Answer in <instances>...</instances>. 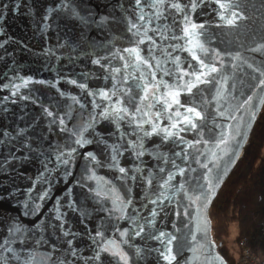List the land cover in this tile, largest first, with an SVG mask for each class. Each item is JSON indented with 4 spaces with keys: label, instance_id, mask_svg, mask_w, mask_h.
<instances>
[{
    "label": "water",
    "instance_id": "obj_1",
    "mask_svg": "<svg viewBox=\"0 0 264 264\" xmlns=\"http://www.w3.org/2000/svg\"><path fill=\"white\" fill-rule=\"evenodd\" d=\"M196 2L198 6L194 11L190 7L191 0H179L185 6L184 12L169 9L165 13L167 23L172 26L168 35L173 32L181 35L183 15H190L193 22L203 25V29H197L201 33L200 41L210 53L213 50L220 53L223 63L213 60L218 72L212 74V82L198 85L191 93L181 92V103L196 107L202 114V119L197 121L198 129L181 133L185 143L170 141L160 149L185 169L183 175L175 173L170 181L172 185L183 184L184 191L193 196L201 191L208 193L206 202L200 200L189 207L190 201L183 191L173 196L171 203L164 198L155 205L150 202L159 196L158 185L167 178L168 171L175 172L171 163L160 173L161 161L147 154L137 160L130 151H123L120 166L128 169L130 176L134 166L140 165L142 169L135 181L128 180L125 185L116 179L119 175L116 170L103 166L110 161L111 150H105L106 146L98 142L91 129L85 137L92 142L83 147L74 144L75 137L67 130L78 131L93 111L97 114L102 111V107L93 109V100L101 104L102 98L93 97L90 92L111 90L116 84L118 89H131L129 95L138 97L141 92L136 84L140 83L141 71L145 75L157 71V79L161 77L154 60H150L151 70L146 65H141L139 70L134 66L123 68L125 61L120 57L128 60L123 50L133 46L131 41L139 39L128 31L129 19L137 23L135 0H0V244L6 238L15 240L12 246L19 249L18 237L23 236L25 248L43 252L55 245L58 251L53 261L60 258L66 264H123L108 252H101L99 260L92 259L102 239H113L127 253L129 264H169L161 253L167 255V239L175 236L171 245L175 259L171 264H196L191 260L190 249L201 243L209 245L211 251L207 255H219L223 264H228L218 250L221 244L213 240L210 211L241 158L264 107L261 102L264 86L257 87L264 79V48H257L264 45V0H227L232 7L225 15L236 13L233 25L221 20L218 13L224 10L216 0ZM155 26V22L148 25L149 28ZM148 35L157 46L172 52L173 56H180L181 68L186 69L189 62L195 65L187 51L173 52L169 47L177 41H161L151 31ZM149 46V41L139 45L142 56L148 57ZM236 53L240 54V59L234 61L232 57ZM153 54L164 59L159 47ZM198 55L204 58L199 51ZM162 67L175 71L171 61ZM113 68L120 72L113 74ZM125 71L136 79L124 81ZM163 79L172 83L174 77L163 76ZM73 80L75 84L71 83ZM81 84L85 85L83 89L79 87ZM221 87L222 98L214 99ZM248 97L252 99L245 103ZM120 98L127 104L128 96L121 94ZM239 105L243 107L236 111ZM45 109L52 115H47ZM232 116L235 119H231ZM61 118L65 121V131H61ZM97 119H100L98 115ZM159 123L169 121L162 119ZM237 126L239 136L235 135ZM96 131L104 134L108 144L121 143L124 149L128 140L136 138L126 122H122L121 127V131L127 133L123 140L119 132L109 135L115 131L111 121L100 120ZM229 136L235 138L230 139L227 146L219 143L222 137ZM197 139L201 143L194 146L187 143ZM159 142L158 137H152L146 141V146L151 149L152 144ZM69 147L77 148L74 160L69 165H58L56 154ZM86 152H93L102 166L92 165L85 158ZM175 152H187L188 159L174 156ZM89 167H94L97 176L112 181L125 200L131 197L124 218H119V212L109 211L112 209L109 199L98 198L89 191L96 187L95 180L84 179L90 174ZM149 169L154 173L150 186L141 178L148 176ZM66 170H70V176L65 177ZM205 175L212 180L210 190ZM127 188H131V193ZM45 190L47 196L40 200ZM164 191L166 196H171L173 189ZM35 204L40 205L39 211H33ZM198 207L202 212H197ZM57 209L61 214L59 219ZM153 210L157 213L155 217L151 215ZM197 215L203 218L199 225ZM150 220L152 224L148 223ZM13 224L22 225L25 231L10 236L8 229ZM139 226H143L144 231L137 236ZM124 230L127 234L121 237L120 232ZM97 231L102 237H96ZM161 232L166 236L154 238ZM68 240L72 241L71 246ZM72 249L76 251L75 256L71 255Z\"/></svg>",
    "mask_w": 264,
    "mask_h": 264
},
{
    "label": "snow or ice",
    "instance_id": "obj_2",
    "mask_svg": "<svg viewBox=\"0 0 264 264\" xmlns=\"http://www.w3.org/2000/svg\"><path fill=\"white\" fill-rule=\"evenodd\" d=\"M221 11L219 14L221 20L228 25H233L236 19V13L232 12L231 15H225V11L230 9L232 5L227 2V0H216ZM196 0H191V10L194 11L197 7ZM145 8L149 9V11H145ZM185 6L179 3V0H135V10L137 12V23H133L131 19H129V28L128 31L132 33L133 37H139L138 40L131 41V47L125 48L123 51L128 54V60L125 59L124 56H121L120 59L125 61L123 64V68L127 70L130 67H135L137 70L141 68V65H146L149 70L153 68V65L150 63V60L155 61V68L162 74L159 79H157V71H149L148 75H145L143 71H141L140 76L138 77L140 83L136 84V87L140 89L141 94L138 97L130 96L129 93L131 89H124L123 87L117 88L116 84H113L111 90L100 89L96 92H90L89 95L93 97L99 96L102 98L101 104H97L95 99L93 100V109L97 107H102V111L98 114L93 111L89 118L79 127L78 131H73L71 129H67L73 137H75L74 144L83 147L86 144H90L92 141L85 137V133L90 129L93 131V134L96 136L99 143H102L106 146L105 150L110 151V161L104 164L103 166L108 167L110 169L116 170L119 175L116 177L117 180H120L127 184L128 180L135 181L136 174L142 171L140 165H136L131 169L132 175H129V170L125 167L120 166L119 157L123 155V151H130L131 154L137 159L140 160L141 157L147 155L152 156L158 161H161L163 166H159V172L164 173L166 171V166L171 163L172 169L174 171H168L167 178L163 180L162 183H159L158 187L161 189L159 196L156 199L151 200L152 204H156L157 200L161 198L167 199L169 203L172 202V197L176 196L177 193L183 191V195L186 199L190 201L189 207L191 204L196 203L197 201L204 200L205 202L208 200V193L201 191L198 195L193 196L191 193L184 191V185L180 184L179 187H176L170 183L174 179L175 173H179L183 175L185 169L179 167L175 160L169 159L167 152H162L160 149L170 141H179V143H185V139L181 136L182 132L192 131L198 129L197 121L202 119V114L197 110L196 107L187 106L182 104L180 101L181 92L191 93L194 88H197L200 84H207L212 82L214 77L213 73L218 72V68L213 60H221V54L215 52L214 50L210 53L209 49L205 47V45L200 41L199 37L201 35L197 29H203L202 24H197L192 21L191 16L188 14L183 15L182 20V34L177 36L173 32L172 35H168L172 26L167 23V16L165 13L169 9H174L177 13L184 12ZM75 14V13H74ZM103 19V18H102ZM163 21V22H161ZM155 22V27L149 28L148 25H151ZM175 21H173V24ZM135 29V31H133ZM153 32L156 36L160 38L161 41H165L168 39L177 41L176 44L169 45L172 48L173 52L179 50L181 52L187 51L191 57V61H195V65L191 62L188 63V67L183 69L180 67L181 58L180 56H173L172 52H167L163 47L157 46L156 41L152 36L148 35V32ZM183 40L184 43L181 44L179 41ZM145 41L150 42V46L148 49V57H144L141 55V49L139 47L140 44H143ZM161 51L163 60L158 58L153 54V50L158 48ZM257 48H264V45H258ZM199 53L204 54V58ZM209 55L211 59H208ZM231 55V54H228ZM208 59V62H206ZM235 61L240 59V54L236 53L235 56L232 57ZM129 60L131 63H129ZM169 61L174 65L175 71L171 69L162 67L163 64H167ZM94 63H98L99 61H93ZM113 74L120 72V69L113 68ZM264 75V74H262ZM151 77L149 80L148 77ZM163 76L174 77L172 83L163 79ZM187 77V79H185ZM113 80L116 79L115 75H113ZM124 81L128 79H136L132 77L130 73L125 71L124 76L122 77ZM226 79V78H225ZM71 83L75 84L76 81H71ZM219 83V82H218ZM264 86V79L259 81L257 87ZM80 88H84L85 85H79ZM223 88H218L216 96L214 99L222 98ZM121 94L124 96H128V102H125L120 98ZM116 98L113 100V98ZM75 100V98H73ZM252 97H248V103L251 101ZM103 101H107V103H103ZM78 102V101H77ZM261 102L264 103V97L261 98ZM243 105H239L236 108V111H239ZM180 109H184L183 112ZM47 115L51 116L52 113L48 112L45 109ZM97 115L100 119H97ZM167 119L169 121L168 124L159 123L160 120ZM231 119H235L234 116ZM100 120L111 121V123L115 126V131L110 133L109 135H115L116 132H119V136L121 140L124 139L125 133L121 131L122 122H126L129 127L132 128V133L135 135V140L127 141V149L123 148L121 143H112L108 144L107 140L104 139V134L96 131V125L100 123ZM61 127V131L66 130L65 121L63 118L59 120ZM7 135V134H6ZM236 136L241 135L239 126L236 129ZM152 137H158L159 143L152 144L151 149L146 146V141H148ZM234 136H229L227 139L221 138L219 140L220 144L228 145L230 139H234ZM190 146H194L196 144L201 143L200 140H192L187 141ZM206 143V142H205ZM77 152V148L69 147L64 152H59L56 154V159L58 165H69L74 160V154ZM85 158L89 159L91 164L95 167H100L101 161L97 159V156L93 152H86ZM176 157L183 156L184 160L188 159L187 152H175L173 153ZM214 155V154H213ZM198 162V161H197ZM143 163V161H141ZM207 167V165H204ZM46 171L48 169L46 168ZM88 172L89 175L85 176V180H95L96 187L90 188L89 191L93 192L98 198H107L111 201L112 209L111 211L119 212L121 215L119 218H124V212L127 208L128 204L131 203V197L125 200L116 186L110 180H106L104 177H99L96 175L94 171V167H89ZM65 177L70 176V170H66L64 173ZM154 173L151 169L148 170L147 177H141L147 185H151L152 177ZM204 179L208 182L209 190L213 187L212 180L208 175L204 176ZM77 183H80L77 181ZM84 186V185H81ZM203 186H201L202 188ZM173 189L171 196H166V189ZM127 191L131 193V188H127ZM47 196V190H45L40 195V200H43ZM70 207L71 202H70ZM40 205L35 204L33 207V211H39ZM197 212H202L201 208H197ZM156 211L153 210L151 215L155 217ZM179 214V213H178ZM184 214L187 215V208L184 210ZM57 218H61V214L59 213V209H57ZM195 219L198 222V225L202 222L203 218L200 215H197ZM149 224H152L153 221H148ZM37 227H40L37 225ZM25 231L22 225L13 224L9 227L8 232L10 236H17V234ZM144 231L143 226H139V231L135 232V235L139 236L141 232ZM127 234V230L120 232V236L124 237ZM65 236L68 235L67 232L64 233ZM166 234L164 232L159 233V237H165ZM96 237H102V233L100 231L96 232ZM19 242L21 244V248L17 249L12 246L16 241H10L7 238L4 240L3 244H0V264H66L64 260L57 258L53 261V256L58 249L55 245H52L51 250L49 251H39L36 249H29L23 247L24 238L23 236L18 237ZM175 236H171L167 239V247L166 252L167 255L161 253L163 258L169 261L175 259V256L172 253V241L175 240ZM195 239V236H193ZM95 242V240H94ZM68 245H72V241H67ZM127 243V241H124ZM37 247L40 245V241H36ZM98 251L95 252V255L92 257L94 260L100 259L101 252H108L113 257H118L119 261H122L123 264H129V257L127 253H125L122 249H120L119 244L113 239H102L101 243L97 245ZM193 253L191 260L195 261L196 264H223L222 258L219 255H207L206 253L210 252L211 249L208 244L201 243L196 247L190 249ZM137 254L139 255L140 249H136ZM71 255L75 256L76 251L72 249Z\"/></svg>",
    "mask_w": 264,
    "mask_h": 264
},
{
    "label": "trees",
    "instance_id": "obj_3",
    "mask_svg": "<svg viewBox=\"0 0 264 264\" xmlns=\"http://www.w3.org/2000/svg\"><path fill=\"white\" fill-rule=\"evenodd\" d=\"M212 236L228 264H240L228 247L231 224H237L235 242L246 240L264 253V107L244 152L224 182L210 211Z\"/></svg>",
    "mask_w": 264,
    "mask_h": 264
},
{
    "label": "built area",
    "instance_id": "obj_4",
    "mask_svg": "<svg viewBox=\"0 0 264 264\" xmlns=\"http://www.w3.org/2000/svg\"><path fill=\"white\" fill-rule=\"evenodd\" d=\"M237 254L240 264H264V253L255 252L246 240L237 243Z\"/></svg>",
    "mask_w": 264,
    "mask_h": 264
},
{
    "label": "rangeland",
    "instance_id": "obj_5",
    "mask_svg": "<svg viewBox=\"0 0 264 264\" xmlns=\"http://www.w3.org/2000/svg\"><path fill=\"white\" fill-rule=\"evenodd\" d=\"M231 233L229 237L228 247H230V250L234 253H237V243L235 242L236 234H237V224L232 223L231 224Z\"/></svg>",
    "mask_w": 264,
    "mask_h": 264
}]
</instances>
